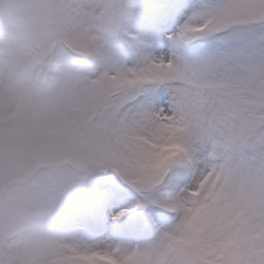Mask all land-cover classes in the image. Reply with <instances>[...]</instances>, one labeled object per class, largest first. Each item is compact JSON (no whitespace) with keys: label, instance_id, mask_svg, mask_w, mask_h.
<instances>
[{"label":"snow or ice","instance_id":"1","mask_svg":"<svg viewBox=\"0 0 264 264\" xmlns=\"http://www.w3.org/2000/svg\"><path fill=\"white\" fill-rule=\"evenodd\" d=\"M0 264H264V0H0Z\"/></svg>","mask_w":264,"mask_h":264},{"label":"bare ground","instance_id":"2","mask_svg":"<svg viewBox=\"0 0 264 264\" xmlns=\"http://www.w3.org/2000/svg\"><path fill=\"white\" fill-rule=\"evenodd\" d=\"M117 210V209H116Z\"/></svg>","mask_w":264,"mask_h":264},{"label":"rangeland","instance_id":"3","mask_svg":"<svg viewBox=\"0 0 264 264\" xmlns=\"http://www.w3.org/2000/svg\"><path fill=\"white\" fill-rule=\"evenodd\" d=\"M118 210V209H117Z\"/></svg>","mask_w":264,"mask_h":264}]
</instances>
